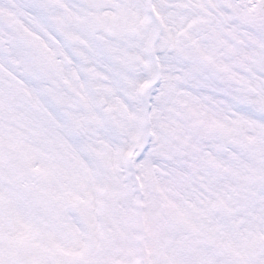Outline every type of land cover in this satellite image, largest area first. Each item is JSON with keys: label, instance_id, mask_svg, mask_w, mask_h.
I'll return each instance as SVG.
<instances>
[{"label": "snow or ice", "instance_id": "obj_1", "mask_svg": "<svg viewBox=\"0 0 264 264\" xmlns=\"http://www.w3.org/2000/svg\"><path fill=\"white\" fill-rule=\"evenodd\" d=\"M0 264H264V0H0Z\"/></svg>", "mask_w": 264, "mask_h": 264}]
</instances>
